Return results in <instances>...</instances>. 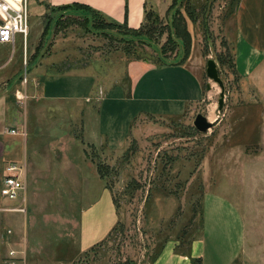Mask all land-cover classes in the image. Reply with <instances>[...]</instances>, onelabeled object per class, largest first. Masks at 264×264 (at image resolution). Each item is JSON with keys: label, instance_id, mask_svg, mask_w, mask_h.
I'll return each mask as SVG.
<instances>
[{"label": "rangeland", "instance_id": "374dc122", "mask_svg": "<svg viewBox=\"0 0 264 264\" xmlns=\"http://www.w3.org/2000/svg\"><path fill=\"white\" fill-rule=\"evenodd\" d=\"M145 1L135 29L109 25L99 16L85 21L82 12L34 15L27 5L25 41L16 36L6 54L14 61L20 44L14 87L22 67L26 81L32 70L52 62L50 71L87 64L122 82L126 62L161 56L197 69L203 92L179 115L138 114L117 151L87 146L84 167L95 173L89 196L98 179L110 192L116 221L101 242L84 251L76 247V214L88 195L70 189L74 174L61 166L64 158L37 153L36 164L43 154L49 167H42L29 187L32 218L21 222L30 233L23 264H150L166 241H174V251H186L201 232L204 194L224 197L240 215L243 239L236 264H264V56L247 76H239L230 61L238 0ZM208 58L223 84L219 111V88L204 74ZM138 89L129 95L134 112L143 109ZM196 113L212 121L205 132L191 124Z\"/></svg>", "mask_w": 264, "mask_h": 264}, {"label": "crops", "instance_id": "0c3cea01", "mask_svg": "<svg viewBox=\"0 0 264 264\" xmlns=\"http://www.w3.org/2000/svg\"><path fill=\"white\" fill-rule=\"evenodd\" d=\"M71 3L86 5L106 21L134 29L139 27L146 7L145 0H27L29 13L34 15ZM233 24L234 69L239 76H247L264 56V0H238ZM9 46L0 43V180L5 165L12 163L24 187L14 199L0 195V264H23L30 233L21 228V222L29 223L32 218L29 187L40 169L49 167L43 154V161L36 164L37 153H57L56 157L64 158L61 166L74 174L70 189L88 195L76 214V247L78 252L84 251L102 240L116 221L110 192L98 179L95 193L89 196L95 173L84 167L87 146L103 144L117 151L138 114L179 115L186 104L201 99L203 88L200 73L192 66L145 60L126 62L122 82L117 75L99 73L87 64L50 71L54 64L49 62L14 87L21 47L19 44L13 61L6 57ZM32 52L29 50L30 57ZM9 63L13 65L6 72ZM138 87L143 109L134 112L129 95ZM14 89L24 92L25 98L16 101ZM10 128L15 133H10ZM201 208L200 235L186 251L176 252L174 241H166L150 264H236L243 239L238 211L217 194H204Z\"/></svg>", "mask_w": 264, "mask_h": 264}, {"label": "built area", "instance_id": "2783aa9c", "mask_svg": "<svg viewBox=\"0 0 264 264\" xmlns=\"http://www.w3.org/2000/svg\"><path fill=\"white\" fill-rule=\"evenodd\" d=\"M27 32V0H0V43L13 44L16 36H19L24 42ZM25 82L26 70L22 67L19 84L22 85ZM14 96L18 101L25 98L24 92L18 89L14 90ZM8 131L15 133V130L11 128ZM16 170L17 166L12 163L5 165V173L0 180V195L2 197L14 199L23 190V181L15 174ZM8 254H13V251H8Z\"/></svg>", "mask_w": 264, "mask_h": 264}, {"label": "water", "instance_id": "95a60500", "mask_svg": "<svg viewBox=\"0 0 264 264\" xmlns=\"http://www.w3.org/2000/svg\"><path fill=\"white\" fill-rule=\"evenodd\" d=\"M204 74L208 80L216 83L219 88L218 98L216 100L217 110L219 111L222 108L223 84L218 76L216 64L213 59L208 58L205 60ZM205 88H209L208 83H205ZM191 124L198 132H205L212 125V121H208L204 115L196 113L193 116Z\"/></svg>", "mask_w": 264, "mask_h": 264}, {"label": "trees", "instance_id": "16d2710c", "mask_svg": "<svg viewBox=\"0 0 264 264\" xmlns=\"http://www.w3.org/2000/svg\"><path fill=\"white\" fill-rule=\"evenodd\" d=\"M51 11L52 12H56L57 14H60V16L63 15V14H66L64 12H73V11L74 12H79V13L82 12L84 14V15H82V19L85 20V21H87V17L86 16H89V15L90 16L92 15V19L94 17L97 18V16H99L101 20L106 21L104 18H102V16L98 15V13L95 10L89 8L86 5L77 4V3H71V4H67V5H61V6L53 7L51 9ZM106 23L109 24V25L118 26V27L125 26L124 24H117V23H114L112 21H106ZM232 49H233V47H232ZM233 56H234V54H232V56L230 57V61H233V59H234ZM174 62L180 63V62H178L176 60H170L169 58H166V57L164 58V57H161V56H157V59L154 61V63H158V64H169V63H174ZM232 65L234 67V62L232 63ZM114 227H115V224L110 229V231H112V229ZM96 244H94V245H96Z\"/></svg>", "mask_w": 264, "mask_h": 264}]
</instances>
